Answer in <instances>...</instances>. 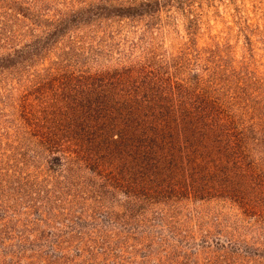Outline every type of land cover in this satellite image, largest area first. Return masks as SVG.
I'll return each mask as SVG.
<instances>
[{
	"label": "rangeland",
	"instance_id": "obj_1",
	"mask_svg": "<svg viewBox=\"0 0 264 264\" xmlns=\"http://www.w3.org/2000/svg\"><path fill=\"white\" fill-rule=\"evenodd\" d=\"M0 264H264V0H0Z\"/></svg>",
	"mask_w": 264,
	"mask_h": 264
},
{
	"label": "trees",
	"instance_id": "obj_2",
	"mask_svg": "<svg viewBox=\"0 0 264 264\" xmlns=\"http://www.w3.org/2000/svg\"><path fill=\"white\" fill-rule=\"evenodd\" d=\"M104 9V11L107 13V11L108 10H110V11H119V9L120 8H110V7H105V6H98L97 7V9L98 10H101V9ZM110 8V9H109ZM121 9H123V8H121ZM100 14H101V12H100ZM81 15V14H80ZM79 15V16H80ZM78 16V13H75V14H73L72 16H69L68 18H66L65 20H63V22H61L62 23V25H66V23L67 22H75V20L74 19H76V20H78L79 18V16ZM60 23V24H61ZM34 92L40 97V99L42 100L45 96H47L48 94V92L47 91H45V90H43V89H36V90H34ZM67 97V96H66ZM67 104L69 105V108L72 110V107H74V105L76 104V103H73V102H71V101H69V102H67ZM111 104H112V102L109 104L110 106H111ZM103 105L104 106H106V104H104L103 103ZM76 110L80 107L81 108V106H79L78 104H76ZM102 109V108H101ZM98 111H101L100 109H98ZM102 114H106L105 112H103ZM96 115H98V114H96ZM64 128V127H63ZM78 133H79V135H78V138H80V139H82L83 138V136H85L86 135V132L85 131H83V129H78ZM80 133H83L82 134V136L80 135ZM113 134H111V136H112ZM123 134H121V132L119 133V131H117L116 132V135L115 136H113L114 138H112V142L113 143H116V142H119V144L121 143V139H123V136H122ZM56 140V139H55ZM58 140H56V142H57ZM126 182H128L129 183V181H125V183ZM130 184V183H129Z\"/></svg>",
	"mask_w": 264,
	"mask_h": 264
}]
</instances>
